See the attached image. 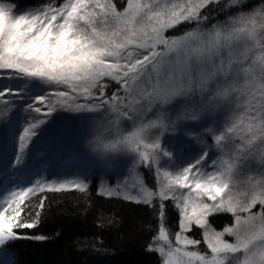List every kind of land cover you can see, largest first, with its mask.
<instances>
[{
  "label": "snow or ice",
  "instance_id": "6c2138e0",
  "mask_svg": "<svg viewBox=\"0 0 264 264\" xmlns=\"http://www.w3.org/2000/svg\"><path fill=\"white\" fill-rule=\"evenodd\" d=\"M247 3L127 0L118 10L113 0H62L17 13L15 5L0 2V81L10 82L0 87V104H15L6 97L31 99L22 111L40 114L25 116L13 132L11 166L23 164L54 114H87L81 119L93 150L130 158L128 176L98 194L150 207L159 202L158 235L147 251L158 253L162 264H264V0L245 10ZM210 6L224 19L209 15ZM209 20L215 22L209 26ZM182 24L193 27L166 35ZM109 82L118 85L110 94ZM36 88L42 94H33ZM214 114L199 132L187 133L203 150L181 164L161 137L180 122ZM141 167L153 171L155 189ZM245 172V179H237ZM30 184L0 187V249L18 240L49 239L20 231L41 220L46 197L34 217L30 197L45 190L85 193L89 187L80 177ZM167 201L178 217L174 245ZM221 213L233 223L216 230L209 218ZM194 226L202 240L190 235ZM158 240L167 250L152 246ZM202 243L207 251L199 250Z\"/></svg>",
  "mask_w": 264,
  "mask_h": 264
},
{
  "label": "trees",
  "instance_id": "16d2710c",
  "mask_svg": "<svg viewBox=\"0 0 264 264\" xmlns=\"http://www.w3.org/2000/svg\"><path fill=\"white\" fill-rule=\"evenodd\" d=\"M0 2L15 5L16 12L22 13L25 10H34L36 7H45L49 2L57 4L62 0H0ZM258 2L259 0H248L245 10L253 8L252 6ZM113 3L118 10H123L127 0H113ZM206 11L209 15L217 12L212 6ZM224 16L225 13L217 12L215 20H223ZM215 20H209L208 25L210 26ZM191 27L193 25L182 24L167 32L166 35H180ZM19 82L11 83L19 86ZM9 83L7 80L0 81V87ZM109 83L108 94L118 87L115 82ZM33 94H42V90L36 88ZM6 98L16 102L14 105L0 104V123L6 116L10 119L17 118L24 123L25 116L40 115L22 111L26 103L32 102L31 99ZM82 115L87 114H69L63 111L54 114L48 124L42 128L41 134L31 144L30 149L34 151L39 144L49 147L56 146L60 149L62 139H71L74 132L86 133L89 128L81 119ZM95 115L102 118V113ZM127 123L125 121V125ZM93 145L95 146V143ZM94 152L92 160L100 166L108 164L113 172L125 165L123 153L102 154L98 150ZM138 171L147 185L155 189L153 171L143 167ZM246 175V172L242 173L237 179H245ZM87 184L89 187L85 193L78 190L60 192L45 190L43 193L30 197L28 203L32 205L33 217L39 199L46 197L41 220L37 227L20 231L28 235L43 234L49 239L15 241L1 249L2 260L7 261L8 264H13V261L15 264H162L158 253L147 251L152 237L158 235L159 202H155L156 207H150L129 202L117 196L107 197L98 194L100 192L98 177H92ZM166 204V226H170L169 239L173 242L175 232L178 230V217L173 202L167 201ZM209 222L216 230H222L226 225L233 223V217L224 213L214 214L210 216ZM197 232L200 233L201 229L193 227L190 235L193 236ZM201 238L199 235V239ZM157 245V241L152 244L153 247ZM199 250L207 251L203 243L199 246Z\"/></svg>",
  "mask_w": 264,
  "mask_h": 264
},
{
  "label": "rangeland",
  "instance_id": "374dc122",
  "mask_svg": "<svg viewBox=\"0 0 264 264\" xmlns=\"http://www.w3.org/2000/svg\"><path fill=\"white\" fill-rule=\"evenodd\" d=\"M261 2L262 0H259L254 6ZM19 86L23 87V83L19 82ZM223 115L224 113H220L221 117ZM8 118L6 116L0 123V187L7 188L13 184L31 186L30 182H34L36 179H45L46 182H61L74 177L86 178V182L89 183L92 177H98L99 191H102L104 187L115 188L124 177L128 176L130 158L126 154H123L125 165L115 172L108 164L100 166L92 160L95 146L90 143L92 137L89 130L84 134L74 132L69 140L62 139L60 149L45 144H39L34 151L29 148L23 164L12 167L17 148V141L13 139V132L18 130V126L22 125L23 121L20 122L17 118L12 117L11 122L8 123ZM216 118L217 116L214 114L212 117H202L196 123L180 122L174 132H166L161 137L162 143L175 153L181 164L191 162L202 152L203 146L187 133L199 132L201 127L206 126ZM202 139L209 145L213 143L208 136H203ZM210 154L216 155L215 150L213 149ZM199 235L202 237V230L200 233H194L192 237L199 239ZM225 238L232 239L231 237ZM157 244V246H163L167 250V245L163 241L158 240ZM0 264L8 263L2 260L0 256Z\"/></svg>",
  "mask_w": 264,
  "mask_h": 264
}]
</instances>
